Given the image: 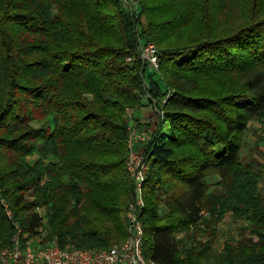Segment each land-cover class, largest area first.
<instances>
[{"label":"trees","instance_id":"1","mask_svg":"<svg viewBox=\"0 0 264 264\" xmlns=\"http://www.w3.org/2000/svg\"><path fill=\"white\" fill-rule=\"evenodd\" d=\"M135 1L0 0V250L15 223L23 245L127 239V109L170 92L162 116L135 121L151 132L146 259L264 264V163L242 157L264 127V0ZM145 42L159 72L138 58ZM228 215L243 236L216 249Z\"/></svg>","mask_w":264,"mask_h":264},{"label":"built area","instance_id":"2","mask_svg":"<svg viewBox=\"0 0 264 264\" xmlns=\"http://www.w3.org/2000/svg\"><path fill=\"white\" fill-rule=\"evenodd\" d=\"M123 4L131 9L136 7L135 0H122ZM138 58L147 66L148 70L159 72V50L154 42L142 43L139 48ZM133 57H128L131 61ZM149 83L146 82L148 89ZM170 92L161 98L155 99L146 93V98L152 100L150 104L153 117L162 116ZM134 110L127 112L129 136L127 141L126 167L134 184V196L127 208V221L129 235L124 241L111 247L79 248L62 247L56 240L47 245L27 243L23 245L21 228L15 223L17 232L10 245L0 250V264H153L144 254V225L143 213L146 207L144 184L147 178L149 163L144 155V145L151 139V132L146 128H138L132 118ZM149 120L146 118L144 121ZM5 203V201L3 200ZM7 207V204H6ZM9 218L13 214L7 210Z\"/></svg>","mask_w":264,"mask_h":264},{"label":"rangeland","instance_id":"3","mask_svg":"<svg viewBox=\"0 0 264 264\" xmlns=\"http://www.w3.org/2000/svg\"><path fill=\"white\" fill-rule=\"evenodd\" d=\"M150 74V73H148ZM147 74V81H149V76ZM160 84L163 88V90H166L164 83L160 81ZM146 99H144V102H147ZM144 106L138 108L135 110L134 118H132V122H134V119L142 117L144 115L146 109H142ZM129 110H132V108L127 109V112ZM254 155L258 157L263 163H264V127L262 124H260L257 121H253L250 125V129L247 131L245 136V144L242 152V157L244 160H249L250 157ZM33 160V158L31 159ZM215 180V179H214ZM213 180V181H214ZM262 192L264 193V180L262 182ZM3 201V200H2ZM39 212L44 216V222H47V214L46 209L44 207L37 208ZM243 227L240 226L237 222H234L230 215H228L219 226V234L217 235L216 242H215V248L221 249L222 244L225 240V237L229 233L235 234L239 239L243 236ZM41 243V241L39 242Z\"/></svg>","mask_w":264,"mask_h":264},{"label":"crops","instance_id":"4","mask_svg":"<svg viewBox=\"0 0 264 264\" xmlns=\"http://www.w3.org/2000/svg\"><path fill=\"white\" fill-rule=\"evenodd\" d=\"M142 109H146L145 110V113H144V115H142V117H140V118H136V119H140V120H142V122L141 123H143V121L146 119V118H149V119H151L155 114L153 113V109H152V107H151V105L149 104V105H145ZM142 125V124H141ZM144 125V124H143ZM215 178H213V180H214ZM216 180V179H215ZM214 180V181H215ZM41 241V237H39V236H36L35 238H33L32 240H30L28 243H36V244H40L39 242Z\"/></svg>","mask_w":264,"mask_h":264}]
</instances>
